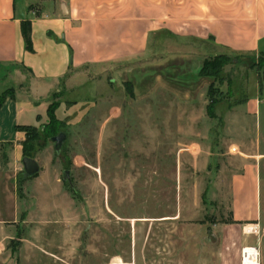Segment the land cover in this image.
I'll use <instances>...</instances> for the list:
<instances>
[{
	"label": "rangeland",
	"instance_id": "374dc122",
	"mask_svg": "<svg viewBox=\"0 0 264 264\" xmlns=\"http://www.w3.org/2000/svg\"><path fill=\"white\" fill-rule=\"evenodd\" d=\"M175 51L156 47L52 97L56 135H66L60 154L56 135L42 133L48 117L19 131L18 153L7 149V197L18 205V242L7 253L18 264H204L207 249L217 264L221 230L233 224V179L250 162L257 217L226 237L234 250L254 236L264 264V58L226 54L207 75L203 62L215 50ZM0 136L15 138L7 115ZM23 157L38 164L36 177H23Z\"/></svg>",
	"mask_w": 264,
	"mask_h": 264
},
{
	"label": "crops",
	"instance_id": "0c3cea01",
	"mask_svg": "<svg viewBox=\"0 0 264 264\" xmlns=\"http://www.w3.org/2000/svg\"><path fill=\"white\" fill-rule=\"evenodd\" d=\"M23 22L30 25L32 51L22 37ZM156 47L160 53L174 47L179 54L198 48L215 50L214 56L264 54V0H0V115L15 128L12 142L0 140V264H18L7 253L18 242V205L7 197V149L18 153V127L45 123L50 99L88 73L101 76ZM256 173L250 162L233 179V224L221 230L217 264H257L254 236L240 237L234 250L226 237L257 217ZM205 256L204 264H214V250Z\"/></svg>",
	"mask_w": 264,
	"mask_h": 264
},
{
	"label": "trees",
	"instance_id": "16d2710c",
	"mask_svg": "<svg viewBox=\"0 0 264 264\" xmlns=\"http://www.w3.org/2000/svg\"><path fill=\"white\" fill-rule=\"evenodd\" d=\"M21 33H22V37L24 39L26 49L28 51H32V45H31V40H30V25L28 22H23L21 24ZM225 56L226 55H224V54L223 55H215L214 57L211 58L214 60H210V59L204 60L203 66L201 69V74L215 75V72L218 70V66L221 65ZM258 56H263V58H264V54H258ZM1 104H2V102H1ZM1 104H0V106H1ZM55 104L53 105V103H52L49 105L48 110H47V117L49 119V124L42 129V133L47 137H51V136L56 135V130L58 128L57 127L58 123H57L55 116H54L55 108H56ZM211 112H212V107L210 105L207 109L208 115L212 116ZM24 129H27V132L29 131V127H18V131H22ZM33 141H34V139L31 138V134L26 133V140L22 143V148H23L24 153L31 152L32 144L34 143Z\"/></svg>",
	"mask_w": 264,
	"mask_h": 264
},
{
	"label": "water",
	"instance_id": "95a60500",
	"mask_svg": "<svg viewBox=\"0 0 264 264\" xmlns=\"http://www.w3.org/2000/svg\"><path fill=\"white\" fill-rule=\"evenodd\" d=\"M66 141V135L64 133H59L58 135L51 138V142L54 143L55 153L58 155L61 152L62 145ZM23 167V177L25 179H31L38 175L39 166L38 164L29 157H23L21 160ZM63 181H66L68 184H71L70 171H64L62 174Z\"/></svg>",
	"mask_w": 264,
	"mask_h": 264
},
{
	"label": "built area",
	"instance_id": "2783aa9c",
	"mask_svg": "<svg viewBox=\"0 0 264 264\" xmlns=\"http://www.w3.org/2000/svg\"><path fill=\"white\" fill-rule=\"evenodd\" d=\"M244 255V254H243ZM243 261H244V258H243Z\"/></svg>",
	"mask_w": 264,
	"mask_h": 264
}]
</instances>
